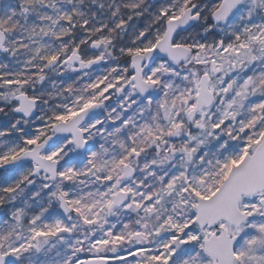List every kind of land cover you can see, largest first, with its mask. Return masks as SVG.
<instances>
[{"label": "snow or ice", "instance_id": "obj_1", "mask_svg": "<svg viewBox=\"0 0 264 264\" xmlns=\"http://www.w3.org/2000/svg\"><path fill=\"white\" fill-rule=\"evenodd\" d=\"M0 264H264V0H0Z\"/></svg>", "mask_w": 264, "mask_h": 264}]
</instances>
